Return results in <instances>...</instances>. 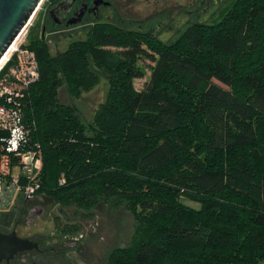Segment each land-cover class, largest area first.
<instances>
[{
  "label": "trees",
  "instance_id": "trees-1",
  "mask_svg": "<svg viewBox=\"0 0 264 264\" xmlns=\"http://www.w3.org/2000/svg\"><path fill=\"white\" fill-rule=\"evenodd\" d=\"M23 45L39 66L20 99L42 161L32 199L84 216L124 205L134 233L107 264H264V0H234L170 41L97 21L55 54L42 32ZM138 60L152 63L141 90ZM102 78L89 121L59 99Z\"/></svg>",
  "mask_w": 264,
  "mask_h": 264
},
{
  "label": "rangeland",
  "instance_id": "rangeland-1",
  "mask_svg": "<svg viewBox=\"0 0 264 264\" xmlns=\"http://www.w3.org/2000/svg\"><path fill=\"white\" fill-rule=\"evenodd\" d=\"M110 1L112 6L110 8L102 7L99 16L87 17L83 21L72 23L71 26L67 25L68 27L54 26L45 20L47 23L45 36L50 41L51 52L55 54L57 51L64 50L71 39H84L89 26L97 21L113 22L121 28L127 29L131 26L135 27L137 20L150 17L153 19L151 21L153 26L160 20L159 14L164 13L168 18L161 27L152 29L151 26L143 29L144 32L154 31V34H157L158 38L163 41L174 40L186 23L194 21L182 7L188 0ZM49 3L50 0H42L19 37L20 41L23 42L22 44L41 33L34 27H40L43 19L48 18L49 10L54 4ZM210 16L211 12L208 15L197 17L198 22H207ZM119 18L124 20L121 21ZM51 31L53 34L50 33ZM6 63L0 65V71ZM136 65L143 72V76L134 78L133 86L135 89L141 90L150 77L152 63L148 60H138ZM107 88V80L102 78L92 89L83 92L78 98H73L62 86L59 89V99L62 102L75 104L79 109L81 118L84 121H89L99 103L104 100ZM40 198L43 197L40 196ZM38 200L35 202H39ZM41 201H45L44 213L35 220V223H29L27 230H17V234L32 239L37 234L42 238L40 249L49 246L55 247V249L46 251L44 254L33 251L29 255L18 257V259L25 258L26 264H33L32 254L43 255L44 257L36 264H107L109 255L114 248L125 247L130 243L135 222L132 213L124 205L117 206L113 200L100 202L88 211L87 216H84L81 211L75 208L60 207L57 204L46 202L45 199ZM68 225H76L78 230H69ZM8 232L10 231L8 230ZM49 254H53L52 257H48ZM53 256L56 260H53ZM0 264L4 263L0 262Z\"/></svg>",
  "mask_w": 264,
  "mask_h": 264
},
{
  "label": "built area",
  "instance_id": "built-area-1",
  "mask_svg": "<svg viewBox=\"0 0 264 264\" xmlns=\"http://www.w3.org/2000/svg\"><path fill=\"white\" fill-rule=\"evenodd\" d=\"M21 33L3 62L11 65L0 76V128L6 133L0 143V212L33 197L42 166L40 149L30 144L20 102L24 89L39 78V66L35 52L20 41Z\"/></svg>",
  "mask_w": 264,
  "mask_h": 264
},
{
  "label": "flooded vegetation",
  "instance_id": "flooded-vegetation-1",
  "mask_svg": "<svg viewBox=\"0 0 264 264\" xmlns=\"http://www.w3.org/2000/svg\"><path fill=\"white\" fill-rule=\"evenodd\" d=\"M61 0H58L54 4L58 3ZM234 0H188L186 4H184L183 10H186V13L194 19V21H198L197 17H201L204 15H208L209 12H211L210 19L207 22H212L213 20H217L224 10H226L233 2ZM53 4V5H54ZM52 5V7H53ZM111 7L112 3L110 0H67L65 3H62L59 7V9L52 10V7L49 10L48 18L43 19L42 25H40L41 32L46 35V29H47V23H52V25H62V26H71L72 20H76L78 16L81 14V21H83L87 17L91 16H99L100 11L102 7ZM113 8V7H112ZM114 10V8H113ZM160 20L156 22V27L159 28L165 23L167 20V15L162 13L159 14ZM43 18V17H42ZM46 20V21H45ZM119 20L123 21L124 19ZM153 19L150 17H146L142 20H137L135 25L139 29L143 30L144 27H150L151 21ZM132 21V20H131ZM189 21V20H188ZM68 25V26H67ZM155 27V28H156ZM154 28V29H155ZM152 31V30H150ZM154 33V31H152ZM53 34V32H50ZM35 199H29L26 200L22 205L19 207H14L12 210L7 212H0V231L1 232H8L15 230L17 233V230L25 229L27 230L29 223H35L36 219L39 218L45 211L46 205L42 202H35ZM18 235V234H17ZM35 238L32 239L33 241H37L38 248L22 251L26 254H30L31 251H36L38 254H44L46 251L54 250L55 247H43L40 249V241L41 237L39 235L35 234ZM19 236V235H18ZM22 237V236H20ZM21 253V252H19ZM19 253L15 255L13 259H11L9 262L1 261V263L4 264H26L25 258H19L20 256H23L22 254L19 256ZM38 254H32L31 258L34 260L32 261L33 264H36L39 262L40 259H44L43 255ZM53 254H49L48 257H52ZM23 256V257H24ZM17 257V259H16ZM53 260L55 259V256H53Z\"/></svg>",
  "mask_w": 264,
  "mask_h": 264
},
{
  "label": "water",
  "instance_id": "water-1",
  "mask_svg": "<svg viewBox=\"0 0 264 264\" xmlns=\"http://www.w3.org/2000/svg\"><path fill=\"white\" fill-rule=\"evenodd\" d=\"M61 0L54 4L52 10H58ZM42 0H0V60L17 36L32 19ZM81 20V14L72 23ZM38 248L37 241L20 237L15 230L0 231V262H9L22 251Z\"/></svg>",
  "mask_w": 264,
  "mask_h": 264
},
{
  "label": "bare ground",
  "instance_id": "bare-ground-1",
  "mask_svg": "<svg viewBox=\"0 0 264 264\" xmlns=\"http://www.w3.org/2000/svg\"><path fill=\"white\" fill-rule=\"evenodd\" d=\"M9 48H10V47H9ZM9 48H8V50L6 51V53L3 55V57L1 58V60H0V65H2V63L4 62L6 56L8 55V52H9V50H10Z\"/></svg>",
  "mask_w": 264,
  "mask_h": 264
}]
</instances>
